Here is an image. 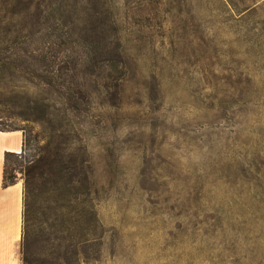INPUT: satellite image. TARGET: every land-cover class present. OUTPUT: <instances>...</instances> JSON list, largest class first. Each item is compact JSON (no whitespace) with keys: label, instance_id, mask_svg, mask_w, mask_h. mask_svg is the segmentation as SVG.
<instances>
[{"label":"rangeland","instance_id":"rangeland-1","mask_svg":"<svg viewBox=\"0 0 264 264\" xmlns=\"http://www.w3.org/2000/svg\"><path fill=\"white\" fill-rule=\"evenodd\" d=\"M25 1L0 9V26L12 39L38 28L41 69L57 76L0 75V127L31 136L14 165L32 255L264 264V0H39L37 14ZM91 42L103 52L75 68ZM143 170L188 208L164 191L149 203ZM96 219L101 256L85 251ZM21 252L24 261L23 240Z\"/></svg>","mask_w":264,"mask_h":264},{"label":"trees","instance_id":"trees-1","mask_svg":"<svg viewBox=\"0 0 264 264\" xmlns=\"http://www.w3.org/2000/svg\"><path fill=\"white\" fill-rule=\"evenodd\" d=\"M24 1V0H23ZM22 0H17V2L23 3ZM224 7L226 5L228 6H236L234 3V0H227L224 1ZM226 4V5H225ZM17 5L15 3V0H0V9H3L4 11H10L11 9L16 10ZM25 8L31 9L34 8L37 13H41L39 10L41 8L39 0H27L25 1ZM51 16L55 17L54 14H51ZM39 18V17H38ZM39 21V20H37ZM0 26V75L1 77L7 76H13L15 72L17 71V68L19 67L22 71V74L25 78L37 82V83H44L46 85H53L56 80L57 76L55 73H46L42 71L41 63L45 59V55L43 54V51L39 49L38 42L42 39V36L40 35V30L38 28H32L24 33H22V38L15 37L12 39L9 37V33L11 29L4 28ZM52 35V34H51ZM21 40V42H20ZM21 43L20 45H18ZM93 46V47H92ZM102 45L100 43H93L91 42V47L87 48V52L85 56L82 59H76L74 58L75 62V68L78 66H83L89 62L92 58L97 57L100 53L103 52L101 50ZM114 62V61H112ZM108 63L106 65L105 69H108L109 71L111 68L116 67L117 63ZM30 97V96H29ZM73 95H66L65 96V104L66 106L63 108L64 115L63 117L67 120H70L71 114L74 113V108L71 104ZM30 99H33L30 97ZM38 99H35V101ZM0 128H6V129H14L19 127H0ZM31 136H27V134L24 133V142L23 147L20 152L16 151H6L5 153V170H4V182L5 184L14 183L16 182L17 174L15 172L16 166L14 165V160H18L19 157L23 156V151L27 148L28 144L30 143ZM42 159V158H41ZM40 161V158H39ZM46 163H51L49 161H46ZM50 168L53 169L54 166H56L54 163L49 164ZM65 173V174H64ZM62 175L66 176V182L70 180H74V177L69 172H64ZM173 177L181 176L180 174H171ZM139 179V187L143 194H148L146 199L149 203L154 202V194L159 195L160 192L164 191L168 193V196L171 197L175 194H178L181 196L182 204L185 205V208H188L187 198L183 195L182 191L178 188L171 189L168 187L165 191V189H161L158 185H155L154 178L152 174H149L143 170V172L140 174ZM27 188L28 184H27ZM30 190V189H29ZM168 197H166L167 199ZM148 202L145 203V206L143 210L147 212L150 207H148ZM155 210V205L153 207V211ZM95 215V214H94ZM32 207L30 206V201L27 202V207L25 208V197H24V233H23V241H24V261L23 264H55L54 261H50L47 258H36L34 254L30 252V221L32 219ZM47 220V218L45 219ZM98 220L96 219L95 225L93 226L94 230L91 233V237H87L86 244H85V251H90V247L95 248V250L98 252V256H101L103 254L104 245L106 243V238L103 237L102 234H98L97 227H98ZM84 240V241H85ZM123 253L124 250L122 251ZM97 258V257H95Z\"/></svg>","mask_w":264,"mask_h":264},{"label":"crops","instance_id":"crops-1","mask_svg":"<svg viewBox=\"0 0 264 264\" xmlns=\"http://www.w3.org/2000/svg\"><path fill=\"white\" fill-rule=\"evenodd\" d=\"M23 142L21 128H0V264H23L24 187L21 181L4 182L5 153L20 152Z\"/></svg>","mask_w":264,"mask_h":264}]
</instances>
